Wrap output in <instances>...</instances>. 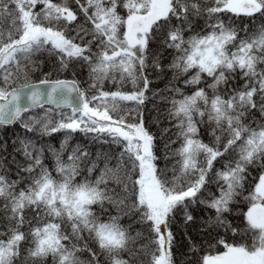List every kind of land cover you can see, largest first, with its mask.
I'll list each match as a JSON object with an SVG mask.
<instances>
[{
    "label": "snow or ice",
    "instance_id": "6c2138e0",
    "mask_svg": "<svg viewBox=\"0 0 264 264\" xmlns=\"http://www.w3.org/2000/svg\"><path fill=\"white\" fill-rule=\"evenodd\" d=\"M17 124L0 264H264V0H0Z\"/></svg>",
    "mask_w": 264,
    "mask_h": 264
},
{
    "label": "trees",
    "instance_id": "16d2710c",
    "mask_svg": "<svg viewBox=\"0 0 264 264\" xmlns=\"http://www.w3.org/2000/svg\"><path fill=\"white\" fill-rule=\"evenodd\" d=\"M169 54H164L163 63L167 64L169 62ZM170 74L159 78L155 81L153 87L158 89H163L165 84L168 82ZM148 109L151 110L153 105L152 103H148L147 105ZM163 107V105H161ZM151 116L155 117V112H150ZM20 132L19 125L11 126V127H0V141L7 140L9 142L8 151L11 152V141L14 138V135H18ZM202 137L205 140V142H208L211 137L209 136L208 132L205 129H202ZM107 147V146H105ZM6 155V153H5ZM11 160V157L8 158ZM14 170V167H13ZM189 211L194 216V221L188 223L187 225L184 224L182 216L177 217L176 223L173 225V231L176 236V247L174 249L175 255L179 261L183 258L182 254L188 252L189 248V240L188 237L191 236L194 240L200 241L202 239H206L199 235L201 231V226L203 223V219L206 216L205 211L202 209L201 206L192 205L189 208Z\"/></svg>",
    "mask_w": 264,
    "mask_h": 264
}]
</instances>
